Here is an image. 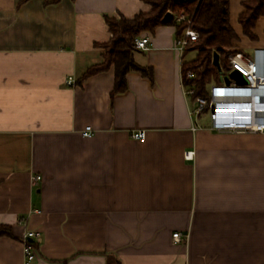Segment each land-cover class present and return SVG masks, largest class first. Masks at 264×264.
Returning <instances> with one entry per match:
<instances>
[{
	"label": "crops",
	"instance_id": "0c3cea01",
	"mask_svg": "<svg viewBox=\"0 0 264 264\" xmlns=\"http://www.w3.org/2000/svg\"><path fill=\"white\" fill-rule=\"evenodd\" d=\"M51 1L0 0V264H24L31 230L32 264H264V133L215 131L192 112V59L171 24L141 33L149 47L133 58L150 74L128 72L125 91L113 94L112 65L79 81L103 61L106 18L150 6ZM243 1L229 0V22L254 57L264 17L244 36Z\"/></svg>",
	"mask_w": 264,
	"mask_h": 264
},
{
	"label": "trees",
	"instance_id": "16d2710c",
	"mask_svg": "<svg viewBox=\"0 0 264 264\" xmlns=\"http://www.w3.org/2000/svg\"><path fill=\"white\" fill-rule=\"evenodd\" d=\"M60 0H52L57 3ZM150 6L149 11L139 12L132 18L120 16L119 18H106L111 39L102 47L103 61L90 66L82 77L107 70L114 67L113 94L123 92L127 88V73L133 70L149 75L150 72L138 65L133 58L135 50L134 39L145 31L153 32L157 26L171 24L175 26V37L182 35L190 26L198 33V40L190 42L184 53L190 49L196 50L195 57L189 61L181 62V75L186 86H194L197 96H207V86L210 82H220V71L213 64V53L219 54L221 70L227 69L225 56L227 52L236 49L233 41L238 38L229 22V0H142ZM244 9L238 15V23L242 34L255 39L253 32L256 22L264 17V0H245ZM173 14V19L164 22L162 19L167 12ZM184 15L185 19L176 21V17ZM183 53V54H184ZM192 73L187 78V73ZM0 236H11L8 225L0 224Z\"/></svg>",
	"mask_w": 264,
	"mask_h": 264
},
{
	"label": "built area",
	"instance_id": "2783aa9c",
	"mask_svg": "<svg viewBox=\"0 0 264 264\" xmlns=\"http://www.w3.org/2000/svg\"><path fill=\"white\" fill-rule=\"evenodd\" d=\"M184 19V15L176 17V21ZM187 22L188 25L182 35L175 40V48L181 56L190 42L198 40V33L190 26V20L187 19ZM149 43V34H140L134 39L135 49L147 50ZM225 63L228 75L235 71L243 79L242 82L229 78L228 85L221 83V80L213 84L207 91L206 97L194 98L196 107L192 112L195 115L207 114L209 128L215 131L264 133V50H257L255 56L252 57L239 49H233L227 52ZM186 76L191 78L192 73L188 72ZM184 86L186 94L193 96L194 86L185 84ZM82 134L90 137L93 134L91 126H86ZM132 137L138 141H144L145 131H135ZM193 156L194 151L184 152L186 160L192 159ZM40 178L36 176L33 181H38ZM39 236V231L31 230L23 237L24 264H32L36 255L35 248L29 239ZM172 237L176 241L180 240L178 232L173 233Z\"/></svg>",
	"mask_w": 264,
	"mask_h": 264
},
{
	"label": "rangeland",
	"instance_id": "374dc122",
	"mask_svg": "<svg viewBox=\"0 0 264 264\" xmlns=\"http://www.w3.org/2000/svg\"><path fill=\"white\" fill-rule=\"evenodd\" d=\"M257 23V22H256ZM232 24H233V22H232ZM234 24H236V22H234ZM245 36V35H244ZM247 38H249V37H247ZM239 41H240V38L238 37L237 39H235L234 41H233V45L235 46V48L237 47V45H239ZM195 54H196V50H194V49H190L188 52H187V59H189V58H191V59H193L194 57H195ZM228 69H225V70H221V74H220V80H221V83H223V84H226V85H228L229 84V75H228V71H227ZM213 84H215V82L214 81H212V82H210L209 84H208V86H207V91H209V88L213 85ZM202 121H209V118H208V116H207V114H205L204 116H203V119H202Z\"/></svg>",
	"mask_w": 264,
	"mask_h": 264
},
{
	"label": "water",
	"instance_id": "95a60500",
	"mask_svg": "<svg viewBox=\"0 0 264 264\" xmlns=\"http://www.w3.org/2000/svg\"><path fill=\"white\" fill-rule=\"evenodd\" d=\"M173 19V14L171 13V12H167L165 15H164V17H163V21L164 22H169L170 20H172ZM212 62H213V64L217 67V69L220 71V61H219V54H218V52H214L213 53V58H212ZM229 78H234V79H236L238 82H242V78H241V76L240 75H238L235 71H233V72H231L230 74H229Z\"/></svg>",
	"mask_w": 264,
	"mask_h": 264
}]
</instances>
